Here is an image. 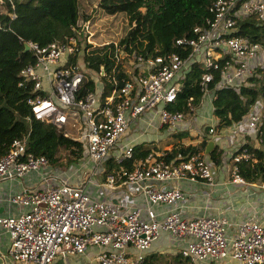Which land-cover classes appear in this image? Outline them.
I'll use <instances>...</instances> for the list:
<instances>
[{
	"label": "built area",
	"instance_id": "1",
	"mask_svg": "<svg viewBox=\"0 0 264 264\" xmlns=\"http://www.w3.org/2000/svg\"><path fill=\"white\" fill-rule=\"evenodd\" d=\"M208 13L210 17L192 29L191 37L175 40L176 45L188 48L186 57L167 53L143 59L137 55L136 66L120 84L110 76L113 87L106 96L101 95L102 84L92 79L91 71L85 72L82 59L78 60L86 45L93 44L86 23L77 32L83 31L82 40L73 35L67 43L41 46L26 42L32 62L19 71L18 85L31 86L33 96L27 100L31 114L77 141L81 155L69 164L79 171L73 180L63 168L26 151L25 138L12 140L0 157V181L17 180L30 172L37 176L34 184L8 196L7 203L15 208L13 214L0 215L11 264H52L57 258L82 255L92 247L99 249L94 264H140L152 243L163 235L175 245L178 255L192 264H217L224 259L264 264V223L254 214L229 231L223 214L189 216L183 212L188 193L178 181L214 185V170L204 155L194 152L175 161L164 160L160 152H149L134 161L130 171L120 168L105 173L107 160L119 165L131 157L133 146L144 135L134 130L142 116H155L158 128L167 129L183 120L182 112L171 111L167 105L174 101L193 63L205 69L201 97L208 95L211 100L214 91L206 83L212 80V71L219 75L215 87L238 91L264 81V44L233 35L237 22L248 16L264 25V0H212ZM85 75L94 88L80 95ZM261 101L264 104L260 99L251 107ZM262 108L238 121L256 133L258 142ZM207 133L216 135L217 131L209 127ZM234 151L229 155L230 181L249 185L239 176L235 163L252 159V155ZM117 183L126 186L122 195L127 200L119 196ZM251 185L264 189V183Z\"/></svg>",
	"mask_w": 264,
	"mask_h": 264
},
{
	"label": "trees",
	"instance_id": "2",
	"mask_svg": "<svg viewBox=\"0 0 264 264\" xmlns=\"http://www.w3.org/2000/svg\"><path fill=\"white\" fill-rule=\"evenodd\" d=\"M212 0H96V10L107 15L121 13L127 30L115 42L101 45H86L82 53L85 69L97 74L102 84V96L112 89L110 76L120 84L128 77L124 70V61L140 55L143 59L162 56L167 53L186 57L188 48L176 45L175 40L191 37L192 29L201 26L210 17L208 7ZM3 12H0V157L6 152L12 140L25 138L26 151L43 156L53 167H60L77 161L81 155L80 144L62 136L52 124L35 119L27 100L33 96L29 83L18 85L19 71L32 62L29 50L23 51L22 42H35L46 45L50 42H68L70 36L77 34L78 0H0ZM233 35L246 37L264 44V25L256 24L250 16L237 22ZM122 56V57H121ZM75 56L70 57L74 62ZM205 72L198 63H193L181 80L175 99L167 105L171 111L183 114L194 109L202 96L200 81ZM264 77V71L262 73ZM79 94L93 90L94 82L85 75ZM212 80L207 88L213 89L211 100L212 116L215 119L213 129L218 131L237 123L245 116L250 107L259 99L264 100V81L256 87H215L219 75L212 71ZM209 127H205L207 132ZM259 147L241 144L234 153L243 150L252 155V159H242L235 163L239 176L248 184L264 183V104L262 122L258 130ZM186 131H177L164 141H149L134 145L130 158L116 165L107 160L105 173H115L120 168L130 171L134 161L144 158L149 152H160L164 160L179 161L189 154L198 152L204 155L207 138L203 136L197 145L184 144L182 138H188ZM190 138V137H189ZM167 147V148H164ZM221 150L214 146L207 154L213 166L221 163ZM64 154V161L60 154ZM68 166V165H67ZM158 254H147L140 264H192L187 258L175 254L170 261L159 263Z\"/></svg>",
	"mask_w": 264,
	"mask_h": 264
},
{
	"label": "crops",
	"instance_id": "3",
	"mask_svg": "<svg viewBox=\"0 0 264 264\" xmlns=\"http://www.w3.org/2000/svg\"><path fill=\"white\" fill-rule=\"evenodd\" d=\"M132 67L136 66L131 64ZM126 74H130L129 69H125ZM263 107V102L257 107ZM257 107H251L249 112L256 111ZM248 113L243 116L245 118ZM215 119L212 116L211 99L208 95L200 98L198 105L184 114L183 120L174 128L167 129L165 126H157L156 117L151 114L142 116L137 125L134 127L135 131H139L144 135L139 136L137 144L149 141H164L170 139V135L177 131H186L188 138H182L181 142L184 144L197 145L204 137L207 141L211 140L218 150H221L222 159L226 158L232 151H234L241 144H248L252 147H258V140L256 133L243 127L239 122L230 126L224 127L217 131L216 135H210L205 131V127H213ZM132 137V136H131ZM136 144V145H137ZM167 148V147H164ZM204 158H208L204 154ZM218 166V171L213 186H207L203 181H178V186L186 190L188 198L183 206V212L189 216L198 215H215L223 214L229 222V231L244 217L254 214L260 221L264 223V191L257 189L254 185H235L231 181L225 182L227 168ZM62 172L73 180L78 176L79 171L73 166L69 165L63 168ZM215 170V169H213ZM36 173L30 172L23 175L17 180L0 181V215H11L15 208L7 203V198L13 192L19 191L20 188L31 186L36 182ZM116 189L121 191L119 194L123 200L128 197L122 195L126 191L125 185L116 184ZM93 195H96L93 189ZM222 194V195H221ZM8 248V236L5 232L0 230V264H11L6 257ZM98 248H89L82 255L57 258L52 264H94V255L98 252ZM147 254H158L162 258L159 263L163 261H170V257L178 254L175 245L165 236H161L152 243ZM217 264H237L230 259H224Z\"/></svg>",
	"mask_w": 264,
	"mask_h": 264
},
{
	"label": "rangeland",
	"instance_id": "4",
	"mask_svg": "<svg viewBox=\"0 0 264 264\" xmlns=\"http://www.w3.org/2000/svg\"><path fill=\"white\" fill-rule=\"evenodd\" d=\"M95 7H96V0H78V15L79 16L76 22H77V26L79 27V31H81V27L83 26V24L86 23V27H87L86 31L91 34V39H93V44L91 46H96V45H101V44L117 41L119 37L123 35V33L127 30V27H128L124 16L121 13H117L114 15H107L103 13L102 11L96 10ZM3 10H4L3 6H0V12H3ZM81 33H83V31ZM78 60L79 62H81V55L78 56ZM131 64H132V60L127 61L125 59L124 68L129 69V71H132ZM84 71L88 72V70L85 68H84ZM90 77L92 79L94 78L97 82H99L98 76H96L92 72L90 73ZM257 145L259 147V143ZM229 155L226 156V158L224 159H222V156H221L220 164L222 165H220V167H223L224 165L225 167L223 168L224 169L227 168L225 182L230 181L231 179L230 169L232 167V161ZM60 157L62 158L61 161L65 162L63 158L65 157L64 154L61 153ZM205 161L209 165H211L213 169H215L213 171V180H214L216 175H218L217 171H218L219 166H213L209 162L208 158H206ZM67 165H69V163ZM67 165L65 164L60 167H65Z\"/></svg>",
	"mask_w": 264,
	"mask_h": 264
},
{
	"label": "water",
	"instance_id": "5",
	"mask_svg": "<svg viewBox=\"0 0 264 264\" xmlns=\"http://www.w3.org/2000/svg\"><path fill=\"white\" fill-rule=\"evenodd\" d=\"M22 47H23V51H27L28 50V44L26 42H22ZM214 147V143L209 140L206 142L205 147H204V154H208L209 151Z\"/></svg>",
	"mask_w": 264,
	"mask_h": 264
}]
</instances>
